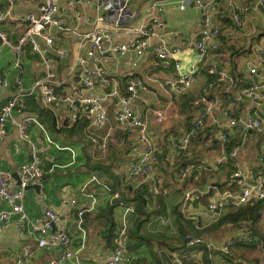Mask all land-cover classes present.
<instances>
[{"label":"crops","instance_id":"1","mask_svg":"<svg viewBox=\"0 0 264 264\" xmlns=\"http://www.w3.org/2000/svg\"><path fill=\"white\" fill-rule=\"evenodd\" d=\"M119 1L124 2L125 0ZM156 1L158 5L154 6ZM260 1L218 0L213 19L222 30L227 42L243 45L242 39L248 37L251 38V41L261 43L258 47L264 44V7L260 5ZM38 3L39 0H0V13L11 10L10 15L0 21V30L5 31L10 39L15 41L26 29V15L37 12ZM182 3L186 4L183 10L180 8ZM239 8L245 10L244 13L239 11L242 18L246 20V25L242 28L237 26L234 19V13ZM128 10L129 14L123 18L120 25L113 28L112 36L105 44L107 50L88 57L87 68L103 71V75L98 78L95 86L91 89L83 87L80 81L83 66L77 63L79 56L87 55L90 44H80L72 30L80 32L93 30L96 17L101 13L95 4L86 5L82 0H61L59 16L72 30L55 31V41L52 46H47L42 39L39 40L44 55L49 59H54L53 66L57 74V81L54 84L55 93L63 98H67V96L100 98V105L108 115L107 122L103 127L94 126L87 115L88 123L85 126L87 137L92 136L93 141L100 142L99 140H102V145H94L92 150V159H98L101 164L96 171L87 172L82 145L76 143L77 135L67 134L65 136L64 133L50 130L47 111L44 116L40 115L43 107H49L56 113L57 121L62 124L69 121L72 126L78 121H74V110L66 101H63L58 107L47 104L39 88H34L36 82L43 79L48 73V69L44 65V58L38 53L32 52L30 47H26L21 65L15 66V54L11 47L0 42V107L10 100H15L18 104L13 111L16 122L9 123L7 136L0 145V172L9 173L17 181L15 177L20 176L21 166L25 162H36L44 169V176L37 183L40 185V191L29 188L25 192L24 205L31 224L43 220L46 209H53L56 212L69 210L71 218L68 222V232L72 239L71 248L78 252L79 260L83 264H102L106 259L113 247L107 240H109L114 222L117 232L126 218L130 234V218L135 214L133 204L114 205L111 204L113 200L110 201L115 193L113 191L112 194L113 189L110 182H113V178L107 174V169L112 170L115 159H111L114 152L118 154L115 158L121 168L119 173H126L127 179L131 181L135 189L143 182L140 177H135L131 173L132 164L141 158L142 144L136 137L131 136L128 141L124 140L122 136L118 137L122 130L117 123V113L120 109L121 98L128 95L126 88L128 79L138 76L142 81L138 94L133 100V106L136 111L143 114L157 145L167 143V140L170 141L174 137L173 135L179 136L185 133L187 115L179 111V93L171 91L166 84V81L176 74L174 61L171 59L159 60L153 50L154 45L164 42L169 47L175 46L180 49L176 57L181 62L183 70L185 72L193 70L192 86L188 90L192 95H199L208 80L196 47L201 33L202 13L193 0H128ZM154 17L159 18V21L154 22ZM143 23L149 24L151 41V48L143 56L137 57L133 53L122 56L109 51L113 44L125 42L131 37L130 28L139 27ZM61 50L67 52L65 57L59 56ZM256 55V51L250 55L252 58L248 61L247 68L257 62ZM133 61H136L137 64L133 65ZM3 81H6V85L2 84ZM114 91L116 93H113ZM22 93L25 96H22ZM167 111L170 115H164V120L157 121V112L166 114ZM83 112H85L84 109ZM170 116H174L173 122ZM220 116H223V111L218 109L213 116L206 117L207 122L210 124L214 117ZM27 117L35 118L36 122L33 121L28 125V139H23L19 123ZM169 134L172 135L169 137ZM109 143H113L111 151H108ZM33 144L37 147L36 151ZM249 144L250 148L239 155V161L242 168L253 171L252 163L260 166L256 157L263 153L261 137L255 135ZM192 148L190 147L191 151ZM200 150L201 155L207 154L205 156L208 163L213 162L219 155H211V153L205 152L204 148ZM191 151L186 155L187 158L191 155ZM176 157V154L170 156V165L176 164ZM179 160L181 161V159ZM159 166L155 172V182L159 184L161 193L168 198V215L158 216L145 225L146 230L153 234L149 246L143 245L139 249H129V253L134 257V260L139 261L138 259L141 258L140 260L143 261L148 258V264H160L156 257L163 260L160 253L164 251L168 256H171V259L163 264H179L177 259L180 257L178 253L180 254L181 250H169L159 244L163 233L172 242L168 241L170 245L174 248L180 247L179 243L183 239V235L176 223L177 217L173 212V207L179 202L182 203L180 211L183 214V219L193 222L196 230H205L216 221L210 220L206 204L194 202L195 198L186 199V194L202 192L200 194L205 195L209 192L210 187L214 186L218 189L219 186L214 184L209 186L203 182V187H195L191 183L186 184L184 180L180 181L177 174L175 175L173 172V168L170 167V170L166 172L161 171ZM213 171L216 173L214 179H219V182L228 180V167L218 170L210 169V172ZM172 172L173 175H171ZM93 175H96L109 189L99 185L91 187L92 190H96L98 201L94 210L85 215L86 238L83 246V235L77 227L76 208L71 207L70 199L74 196L82 199L81 186ZM200 178L202 177L200 176ZM147 183L151 190L152 182ZM167 184L168 186L165 187ZM119 194L116 195L119 196ZM157 194L159 193H153L154 197ZM130 207H133L134 211H128ZM9 209L7 201L0 197V212ZM263 217L264 209L259 223V228L264 233ZM232 228H239L242 231L241 234L245 233L243 228L230 224L213 228L205 234V238L211 241L214 246H221L229 238H224V234L228 236L233 234L228 233L230 230L232 232L235 230ZM54 231L52 229L49 234ZM155 234H158V238H154ZM240 248H243V254L235 255L233 250L229 262L224 264H264L263 242L256 248L245 245ZM26 249L31 254L28 257L24 256ZM151 252L155 256L152 257ZM188 255L195 257V260L198 258L199 263L205 264L204 249L193 250ZM220 257L219 253L214 255L216 261ZM20 258L24 259L25 264H51L53 260L60 258V254L56 249L47 250L40 247L38 240L30 232H21L17 217L14 216L4 224L0 231V264H14ZM74 261L64 260L61 264H75Z\"/></svg>","mask_w":264,"mask_h":264},{"label":"built area","instance_id":"2","mask_svg":"<svg viewBox=\"0 0 264 264\" xmlns=\"http://www.w3.org/2000/svg\"><path fill=\"white\" fill-rule=\"evenodd\" d=\"M86 5H96L98 11L94 28L91 31H77L68 27L66 21L60 17V2L61 0H39L37 12L29 13L25 17L26 29L14 41L11 40L8 34L0 30V42L11 47L15 54V66L21 65L22 56L26 47H30L31 51L38 53L44 58L45 68L48 73L43 78L36 82L34 88H39L44 101L47 104L60 106L63 101H66L74 110L73 119L77 121L80 118V110L84 109L92 121V124L97 127H103L108 119L107 113L100 105V98L97 97H74L62 96L55 93L54 84L56 83V72L54 70V59H49L44 55L39 40L42 39L47 46L54 45L55 31H70L76 34L80 44H90V49L86 56H79L77 63L83 66L80 81L85 89H91L95 86L96 81L103 75V71L99 69L91 70L87 68L88 57L95 56L96 53H103L106 49V42L112 36L113 28L120 25L123 18L129 14L128 0L120 2L119 0H82ZM194 4L201 10V33L196 42L200 63H210L209 72L212 75H218L219 82L212 86L211 90L199 95L200 99L196 101L204 103V113L196 122L195 128L190 134H195L197 128L208 125L207 116H213L215 111L220 109L223 111V116L214 117V120L209 125H214L213 136L222 143L229 141L231 135L235 134L243 136V141L237 144L230 155L222 153L216 157L213 162L205 165L196 166L195 164L186 165L178 170V179L185 180L189 175L200 177L204 175L206 169L217 170L219 165L230 160L232 172L228 177V181L234 184L233 189L219 190L215 189L213 196L207 206V214L211 221H215L225 211L226 207L232 205L247 204L256 200L264 199V44L257 48V62L249 66L248 74L251 77V85L242 92L235 93L234 100L237 102L245 101L244 108L237 109L236 103H231L225 110L221 108V99L218 89L222 82H225L226 90H230V84L234 83L233 78L229 73L230 60L226 51L218 50L221 47L220 27L213 19L214 12L218 0H193ZM156 3L154 6H156ZM158 5V4H157ZM260 5L264 7V0L260 1ZM186 4L182 3L180 8L185 9ZM154 10H156L154 8ZM244 13V8H239L234 13V19L238 27L242 28L246 25V20L239 14ZM11 13V10L0 13V21L5 20ZM154 22H158L159 18L154 17ZM131 37L121 43L113 44L109 51L122 56L128 53H133L137 57L143 56L150 48V28L148 23H143L139 27L130 28ZM153 50L159 60L171 59L175 63L176 74L166 81L171 91L182 93L190 89L193 81V70L185 72L182 64L177 60L176 54L180 50L178 47H169L164 42L154 45ZM65 50L59 51L60 57H65ZM218 57V60H213ZM133 65L137 62L133 61ZM6 85V81L2 82ZM142 85V81L138 76H132L127 82L128 95L121 98L120 109L117 113L118 125L123 129H131L135 132V137L142 144V154L138 162L132 164L131 173L133 176L140 177L143 182H152L151 191L160 193V187L155 182L157 147L149 126L142 113L135 110L133 100L138 94V90ZM211 91L215 94L209 97ZM202 92V91H201ZM113 93H116L114 91ZM208 95V96H205ZM22 96L25 94L22 93ZM198 97V98H199ZM18 106L15 100L9 101L0 107V145L8 133L9 123L16 122L13 114L14 109ZM157 121L164 120L163 112H157ZM36 122L35 118L27 117L19 123L21 136L23 139H28L27 128L31 122ZM261 135V148L263 153L259 156L260 167L256 171H247L242 168L239 155L250 148L249 141L255 135ZM259 135V136H260ZM174 148L176 150L186 151L190 149V135L176 138L174 140ZM36 151L37 147L33 144ZM181 153V152H180ZM187 151L183 155H179L181 159L186 156ZM177 154V153H174ZM209 165V166H208ZM44 169L36 162H25L20 169V184L5 171L0 172V197L4 198L10 206L9 210L0 212V231L4 224L9 222L14 216L17 217V222L21 232H30L38 240V245L47 250L56 249L60 258L53 260L51 264H61L64 260H75V264H83L79 260L78 252L71 248L72 239L68 232V222L71 218L70 211L56 212L53 209H46L44 219L36 224H31L30 217L24 205L26 188L32 184L39 183L43 177ZM94 185L103 186L109 189L108 186L93 175L85 184L81 186L82 199L71 197L70 205L76 208L77 227L83 235L82 245L86 238V229L84 227L86 213L93 211L98 197L96 190H92ZM214 187V186H213ZM216 188V187H214ZM202 193V192H200ZM199 193V194H200ZM117 195H114V198ZM193 193L186 194V199H190ZM128 211H134L130 207ZM55 227V228H54ZM55 231L49 234L50 231ZM128 221L124 218L122 225L118 229L114 238V248L108 253L102 264H132L134 257L129 253L128 248ZM247 238V237H245ZM248 239V238H247ZM188 247L196 245L210 246L209 257L214 258V246L210 241L197 237L193 234H188L186 237ZM220 249L228 253L229 250L225 245H221ZM28 249L24 251V256H30ZM179 264H183L181 259H177ZM14 264H25L24 259H17ZM214 264H219L215 262Z\"/></svg>","mask_w":264,"mask_h":264},{"label":"trees","instance_id":"3","mask_svg":"<svg viewBox=\"0 0 264 264\" xmlns=\"http://www.w3.org/2000/svg\"><path fill=\"white\" fill-rule=\"evenodd\" d=\"M220 40L223 42L221 44V47L218 49L220 51H226L229 56L230 60V67H229V73L231 77L234 80V83L232 85L230 84V90H226V86H228L225 82H222L220 84V89L221 91L219 92L220 99H221V108L225 110L231 103H236L237 109L238 107L242 110L244 107V102H237L234 100V94L238 92H242L244 89L248 88L251 85V77L250 74L247 72V65L248 64H241L238 62V58L241 56H244L246 53L252 52L251 49H246V46L238 44V43H231V41L227 42L225 36L222 33V30L220 29ZM214 60V59H213ZM201 64L204 66L203 69L205 70L208 80L205 84V86L202 89V94L206 91H210L212 86H215L219 80H218V75H212L209 70L212 64L210 63H204L201 62ZM175 66V63H174ZM176 71V67H175ZM127 88V87H126ZM188 91V90H187ZM182 92L178 96V107L179 111L182 114L187 115L186 116V125H187V130L185 133L181 135H173L174 137L169 140H167V143H161L160 148H158V145L156 143L157 147V159H158V164L159 169L161 171H169L170 167L171 169L173 168V172L175 175L177 174L178 170L180 168L185 167L186 165L189 164H195L196 166L199 165H205L208 163L207 161V154L201 155V150L202 148L205 149V152H217V154H222L225 153L227 155H230L232 152L233 148L239 144V142L243 141L244 137L243 136H238V135H231L229 138V141L226 143H222L220 140L215 138L213 136V131H211L212 128H214V125H206L197 128V132L195 134H190L192 130L195 128L196 122L198 121L199 117H201L204 113V103L199 102L196 103L198 99H200L199 95L194 96L192 95L189 91L187 92ZM215 94L214 91H211L209 97H213ZM205 96H208L205 94ZM199 97V98H198ZM45 111H47V116L49 117V128L50 130L52 129L56 133H64L65 136L67 134H73L77 135V140L76 143H79L82 145V154L84 155L85 163L84 165L87 167L86 170L87 172L91 171H96L100 167V162L98 159L93 160L92 159V150L93 146H101L102 145V140L100 139L98 141H93V137L91 136L90 138L87 137L86 134V128L85 126L88 123L87 119V112H83V109L80 110V118L74 125H70L69 121L65 122L62 124L61 122L57 121L56 113L50 109L49 107H43V109L40 111V115L44 116ZM118 123V122H117ZM119 128L122 130L120 131V135L118 137H123L124 140L128 141V139L132 136L135 138V132L131 129H123L119 126ZM173 134V133H172ZM169 134L168 136L170 137ZM189 134L190 135V147L191 149H187V155L191 151V155L189 158L187 156L180 161L179 155H183L186 151H181V150H176L174 147V140L176 138L184 137L185 135ZM260 134H258L259 136ZM167 136V137H168ZM261 137V135H260ZM141 144V143H140ZM112 144L109 143L108 145V151L112 150ZM200 146H203L202 148H199ZM170 147V148H169ZM181 152V153H180ZM177 153L176 156V164L175 165H170L169 164V158L172 154ZM118 154L114 152V155L112 156L115 161L113 162V167L112 170L108 171V175L113 178V182H110V185L112 187V194L113 191L115 194L120 193L119 196L117 195L114 198V194L111 197L110 201L113 202L111 204H122V203H132L134 208H135V214L132 215L130 218V234L128 236V248L135 250L139 249L143 245H150L151 243V238H153V234L148 232L146 230V224L149 222L153 221L156 217L158 216H166L168 215V203H167V196L165 194H162L161 192L156 195H153V191L149 190V183L147 182H142V185L139 186L138 188H134L131 181L127 179L126 173L121 172L122 174L119 173L121 170L120 165H118L117 162V157ZM260 156V155H259ZM259 156L256 157V161L259 162ZM206 157V158H205ZM160 163V164H159ZM156 166V167H157ZM209 166V165H208ZM223 167H228L229 173L227 175V179L232 172V167L230 165V160L227 162H224L219 165V168ZM253 171H256L260 166L255 165L252 163ZM158 169V167L156 168ZM217 169V170H218ZM231 170V171H230ZM118 171V172H117ZM173 172L171 175H173ZM44 176V174H43ZM215 171L210 172V167L206 169V172L204 175L200 177H196V175L192 174L189 175L184 182L187 184L191 183L195 187H203L205 182V185H218L220 190H226V189H233L234 184H231L228 180L226 182H219L216 178ZM136 177V176H135ZM91 178V177H90ZM89 178V179H90ZM196 178V179H195ZM199 178V179H197ZM88 179V180H89ZM209 181V183H208ZM165 185V187H167ZM158 187L159 184H158ZM214 187H210L209 192L206 193L205 195L202 194H193L195 196H192L191 198H195L194 202L197 203H203L208 206L211 197L213 196L215 192ZM117 192V193H116ZM113 198V199H112ZM190 198V199H191ZM110 205V204H109ZM182 206V203H178L173 207V212L176 215V223L179 226V231L183 235V239H181L179 243V248H174L170 243L168 237L165 234H161V242L159 243L161 246H164L168 248L169 250H176L180 249V254L178 253V256L181 259V262L184 264H204V263H199V260H195V257H191L188 255L189 252L193 250H198V249H204V255L203 258H205V264H214L215 262L219 264H224L226 262H229L230 258L232 257L233 250L237 247H241L242 245L244 246H249L251 248H256L257 246L261 245V242L264 243V233L261 231L259 228V223L262 219L263 216V209H264V199L263 200H256L247 204H242V205H232L230 204L229 206L226 207L227 211L220 216L219 219L212 221L215 222L211 224L210 226L206 227L205 230L203 229L202 231L196 230L194 227L193 222L189 220H184L183 219V214L180 211V207ZM110 209L112 210L113 207L111 206ZM225 209V210H226ZM234 225L238 226L240 228L244 229L243 234L240 236H232L229 237L226 242L223 243L225 247L229 250L228 253L224 252L223 250L220 249V245L216 246V250H213L215 254H218L221 256L219 260H215L214 258L209 257L210 253V246L208 245H196L194 247H188L187 245V240L186 237L188 234H193L197 237H202L206 240L205 234L209 231H211L213 228L218 227V226H223V225ZM116 223L114 222V225L111 229V234L109 236L108 243L109 245L113 246L112 249L114 248V238L116 236ZM114 228V229H113ZM247 237V238H245ZM130 240V241H129ZM253 240V243H252ZM170 243H169V242ZM209 241V240H208ZM210 243H212L210 241ZM152 257L155 256L154 253H152ZM161 256L156 257V259L159 261L160 264L166 263L167 261H170L171 256H168L167 253L164 251H161ZM174 259V257L172 256ZM141 259V258H140ZM140 259L133 260L132 264H148V258H145L143 261ZM228 260V261H227Z\"/></svg>","mask_w":264,"mask_h":264},{"label":"rangeland","instance_id":"4","mask_svg":"<svg viewBox=\"0 0 264 264\" xmlns=\"http://www.w3.org/2000/svg\"><path fill=\"white\" fill-rule=\"evenodd\" d=\"M244 46H246V49H251L252 48V52H250V53H246L244 56H241V57H239L238 58V62L239 63H241V64H248V61H250V59L252 58V56H251V58H250V55L253 53V52H255L256 50H257V48H258V46L261 44V43H259V42H254V41H251V38H245V39H242V42H241ZM164 114V113H163ZM164 115H170V113H168V111H167V113L166 114H164ZM171 118H172V122H173V120H174V116H170ZM155 141V140H154ZM108 142V141H107ZM156 144V143H155ZM158 148H160V145H158ZM173 155V154H172ZM211 155H218L217 154V152H211ZM220 155V154H219ZM217 157V156H216ZM181 159V158H180ZM182 160V159H181ZM263 222H264V217H263ZM233 230L235 229V228H232ZM228 233H233V234H230L229 236L227 235V234H224V238H226V237H230V236H240L241 235V233H242V231L239 229V228H236L233 232L230 230V231H228ZM158 238V234H155L154 235V238ZM157 240V239H156ZM264 251V250H263ZM234 254L235 255H241V254H243V248H240V247H237V248H235L234 249Z\"/></svg>","mask_w":264,"mask_h":264},{"label":"water","instance_id":"5","mask_svg":"<svg viewBox=\"0 0 264 264\" xmlns=\"http://www.w3.org/2000/svg\"><path fill=\"white\" fill-rule=\"evenodd\" d=\"M214 60H218V57H215L214 58ZM39 121H40V118L38 119ZM16 178V182H17V184L19 185L20 184V176H16L15 177ZM215 185V184H214ZM29 188H34V189H36V190H39L40 191V185L39 184H32V185H30V186H28L26 189H29Z\"/></svg>","mask_w":264,"mask_h":264}]
</instances>
